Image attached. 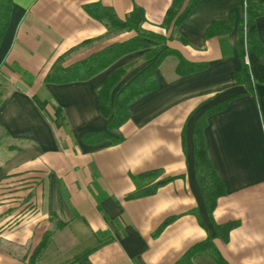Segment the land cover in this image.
Returning <instances> with one entry per match:
<instances>
[{
    "label": "crops",
    "instance_id": "1",
    "mask_svg": "<svg viewBox=\"0 0 264 264\" xmlns=\"http://www.w3.org/2000/svg\"><path fill=\"white\" fill-rule=\"evenodd\" d=\"M173 0H13L0 45V264H176L193 245L215 235L195 162V126L225 186L213 219L238 222L215 244L230 264H264V84L240 83L245 0H199L180 26H161ZM264 5V0H261ZM101 3L124 19L145 11L142 30L171 37L167 46L204 69L177 73L168 55L158 87L133 102L118 132L107 129L98 89L117 70L123 88L146 68L147 50L126 54L86 80L46 82L134 31L112 30L84 5ZM232 27L211 37L216 24ZM264 48V12L256 18ZM264 63V53L262 55ZM107 132L123 142L94 140ZM6 156V157H5ZM162 169L175 177L150 196L127 200L131 175ZM176 219L160 233L168 218ZM193 264H215L210 253Z\"/></svg>",
    "mask_w": 264,
    "mask_h": 264
},
{
    "label": "trees",
    "instance_id": "2",
    "mask_svg": "<svg viewBox=\"0 0 264 264\" xmlns=\"http://www.w3.org/2000/svg\"><path fill=\"white\" fill-rule=\"evenodd\" d=\"M198 2L199 0H173L161 26L169 28L172 23L175 27L180 26L197 6ZM12 9L13 0H0V45L10 25ZM84 9L92 18L106 23L112 30L134 31L135 35L126 41L109 45L72 66L54 68L48 73L45 79L46 82L64 83L89 79L110 66L120 57L139 50H147L145 59L150 61L149 65L137 73L123 88H119V84L126 74L125 69L113 72L98 89L100 110L108 120L107 129L110 132H118L120 127L129 120L128 108L133 102L153 92L158 87L155 73L168 55L174 54L179 58L177 66L179 75L196 72L206 67L205 64L190 63L178 52L170 49L167 44L171 37L142 30V24L146 21V16L144 9L140 6H135L124 19L120 18L112 7L104 6L99 2L84 5ZM263 12L264 5L261 0H245V18L242 21L238 43L243 66L236 73V79L240 83L264 84V63L262 62L264 48L256 33V18ZM231 27L232 22L224 25L216 24L208 32V37L222 31H228ZM225 106L226 103L209 110L195 126L197 179L204 194L208 215L214 225L215 235H210L207 239L190 247L176 264H193V256L200 252L210 253L215 264H230L221 254L214 240L221 239L224 242H228L230 232L238 225V222L229 221L224 224H218L213 219L217 200L225 194L226 190L211 164L203 137L207 116L225 108ZM104 139H111L114 144H119L123 142L124 137H115L107 132H100L95 135L94 140L101 141ZM162 174V169H154L131 175L137 188L126 195L125 199L130 200L153 195L160 187L175 179V177L160 178ZM175 219L176 217H171L165 220L157 229V233H160ZM49 234L46 233L44 235L43 241L30 256V264H35L38 255L46 246Z\"/></svg>",
    "mask_w": 264,
    "mask_h": 264
},
{
    "label": "rangeland",
    "instance_id": "3",
    "mask_svg": "<svg viewBox=\"0 0 264 264\" xmlns=\"http://www.w3.org/2000/svg\"><path fill=\"white\" fill-rule=\"evenodd\" d=\"M4 155H7V153H6V151H4V150L2 149V151H1V153H0V157L3 159ZM5 157H6V156H5Z\"/></svg>",
    "mask_w": 264,
    "mask_h": 264
}]
</instances>
